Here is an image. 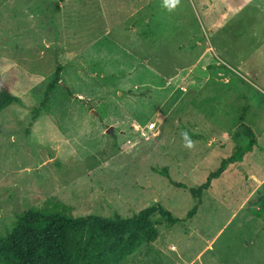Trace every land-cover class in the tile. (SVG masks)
Wrapping results in <instances>:
<instances>
[{
  "label": "rangeland",
  "instance_id": "1",
  "mask_svg": "<svg viewBox=\"0 0 264 264\" xmlns=\"http://www.w3.org/2000/svg\"><path fill=\"white\" fill-rule=\"evenodd\" d=\"M0 77L21 101L0 112V235L55 202L160 206L178 222L152 215L156 241L120 264H264V0H0Z\"/></svg>",
  "mask_w": 264,
  "mask_h": 264
},
{
  "label": "trees",
  "instance_id": "2",
  "mask_svg": "<svg viewBox=\"0 0 264 264\" xmlns=\"http://www.w3.org/2000/svg\"><path fill=\"white\" fill-rule=\"evenodd\" d=\"M60 73L61 66L56 65L46 83L38 111L45 107L56 85L61 84ZM13 104L21 105V101L0 77V112ZM247 133L251 137L250 131ZM254 146L255 140L251 137L244 150H238L222 160L201 185L190 190L197 202L188 212L189 218L196 212L201 194L223 174L227 165L240 161L245 154L253 151ZM160 174L171 185L183 187L173 183L166 170ZM260 212L264 213V197L260 199ZM154 214L170 224L178 222L160 206L142 209L130 219L118 216L107 219L95 215L74 218L68 215V207L58 202L50 204L47 211L28 208L16 214L10 230L0 235V264H120L142 245L156 241L158 231L150 220Z\"/></svg>",
  "mask_w": 264,
  "mask_h": 264
},
{
  "label": "clouds",
  "instance_id": "3",
  "mask_svg": "<svg viewBox=\"0 0 264 264\" xmlns=\"http://www.w3.org/2000/svg\"><path fill=\"white\" fill-rule=\"evenodd\" d=\"M178 3H179V0H164V7L167 8L169 11H171L177 6ZM184 139L187 141L186 146L191 147L192 142L188 139L186 133L184 134Z\"/></svg>",
  "mask_w": 264,
  "mask_h": 264
},
{
  "label": "built area",
  "instance_id": "4",
  "mask_svg": "<svg viewBox=\"0 0 264 264\" xmlns=\"http://www.w3.org/2000/svg\"><path fill=\"white\" fill-rule=\"evenodd\" d=\"M134 128H135V130H138V133H139L140 136L145 137L146 135L152 133V131L155 129V124L149 123L148 125H146L143 128H141L139 126L134 127Z\"/></svg>",
  "mask_w": 264,
  "mask_h": 264
}]
</instances>
